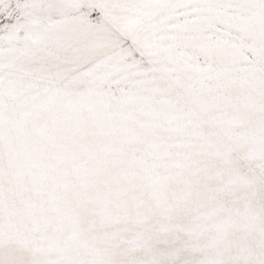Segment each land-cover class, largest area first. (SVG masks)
Wrapping results in <instances>:
<instances>
[{"label":"snow or ice","instance_id":"snow-or-ice-1","mask_svg":"<svg viewBox=\"0 0 264 264\" xmlns=\"http://www.w3.org/2000/svg\"><path fill=\"white\" fill-rule=\"evenodd\" d=\"M0 264H264V0H0Z\"/></svg>","mask_w":264,"mask_h":264}]
</instances>
